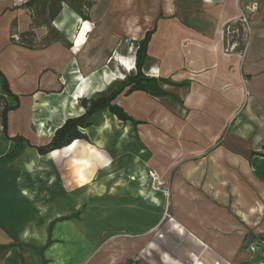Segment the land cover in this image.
<instances>
[{"label":"crops","instance_id":"obj_1","mask_svg":"<svg viewBox=\"0 0 264 264\" xmlns=\"http://www.w3.org/2000/svg\"><path fill=\"white\" fill-rule=\"evenodd\" d=\"M89 1L79 11L64 0L20 6L0 0V71L18 96V107L7 113V134L44 144L66 118L83 113L80 97L106 91L121 72L133 74L134 50L118 47V36L137 44L153 29L143 72L165 94L123 91L114 100L140 121L109 113L123 124L120 134L136 130L142 154L141 162L133 156L129 183L118 193L96 194L95 183H78L95 178L94 161H103L106 175L109 163L96 139L110 129L106 120L82 130L88 141L43 155L24 142L17 156L0 162V264L136 263L164 196L150 183V171L170 190L173 227L214 243L221 259L235 258L247 232L258 241L264 234V157L250 156L264 144V13L248 16L233 45L225 27L245 0H151L146 13L137 0L134 8L129 0ZM108 57L115 72L106 69ZM161 70L166 73L158 76ZM14 145L0 129V155ZM121 226L124 234L110 231ZM161 254L162 264H181Z\"/></svg>","mask_w":264,"mask_h":264},{"label":"rangeland","instance_id":"obj_2","mask_svg":"<svg viewBox=\"0 0 264 264\" xmlns=\"http://www.w3.org/2000/svg\"><path fill=\"white\" fill-rule=\"evenodd\" d=\"M12 2V0H10ZM30 0L29 2H31ZM49 1H57L58 0H49ZM60 1V0H59ZM69 2L74 8L80 11L81 5L89 4V0H64ZM119 0H106V5H112L114 2H118ZM139 1V5L142 6V11L144 13L150 11L151 9V0H137ZM258 1V9H260L261 13H264V0H257ZM28 2V3H29ZM27 3V4H28ZM118 4V3H116ZM127 4L130 8H134L136 2L135 0H129ZM244 5V2H242ZM120 44H124L125 49L131 51L134 50V53L137 49V44H133L132 41L127 36H118L117 46L119 47ZM111 58L108 57L106 59V69H111L112 71H116V66H114L113 62H110ZM134 65V63H133ZM132 71V70H131ZM143 71V68H142ZM133 73L135 70L133 69ZM122 78H115L114 81L110 83V85L106 86V94L109 91L117 86V84L124 80L125 76L129 75L128 72H121ZM144 73V72H143ZM1 101H0V110H1ZM106 111H108L106 109ZM104 111H97L91 117L93 126L90 128V131H93L95 125H97L100 121L106 120L110 129L106 130V133L103 135H99L96 139L101 141V152L104 155V160L109 163L108 167H106V175L104 174L103 168V161L95 162L94 161V171H95V178L94 179H87L83 182L78 180L79 184L85 183H95L100 188L99 190L96 189V194H102L106 192V189L111 188V192L118 193L119 188L125 186L126 183H129L127 176L132 168V159L133 156L138 155L139 160L142 157V154L139 153V147L141 140L139 137H136V130H131L127 135L120 134V130L124 129L123 124L118 122L115 118H113L109 112ZM106 117V118H105ZM98 119V120H97ZM135 125V124H134ZM106 140V145H102V141ZM89 143L92 145L95 144V140L92 138L91 133H89ZM148 149V148H147ZM141 162V160H140ZM92 166V165H91ZM102 169V170H101ZM86 170V169H85ZM89 171L91 168L89 167ZM122 172H126V178L123 179L120 176ZM150 173L156 175L154 172ZM112 175L114 177L112 180L110 179H103L105 176ZM150 175V174H149ZM157 176V175H156ZM152 185L156 188V191L159 195L164 194L162 198V204L160 205L159 216L157 218L156 224L150 232L144 235V243L141 249V255L137 254L140 257L139 261L136 263L133 261H129L128 264H162V252H167L171 257L175 258L176 261H180L181 264H194V261L189 257V254H193L205 264H264V245L262 244V240L258 241L257 235L253 234L252 232H247L245 235L241 246H240V254H238L235 258H223L221 259L218 254H216L213 246L214 243L205 244L195 239L194 236L185 232L184 228L183 231L179 232L177 228L173 227L175 219L172 216L171 212V193L169 188L166 186V182L162 179L161 181L164 182L163 185H157L156 182L153 181L151 175L149 176ZM158 177V176H157ZM166 194V195H165ZM129 209V206H127ZM143 221V219H141ZM147 220L144 218V223ZM178 224V222H176ZM149 225V224H148ZM125 227L121 226L120 228H110V231L116 234H124ZM133 232L132 230H128L127 233ZM257 239V240H256ZM260 239V238H259ZM203 243L202 244H200ZM150 243H154V246L151 248L154 250H148L150 247ZM145 252L148 253L149 257H145ZM156 255V256H155ZM151 256V257H150Z\"/></svg>","mask_w":264,"mask_h":264},{"label":"trees","instance_id":"obj_3","mask_svg":"<svg viewBox=\"0 0 264 264\" xmlns=\"http://www.w3.org/2000/svg\"><path fill=\"white\" fill-rule=\"evenodd\" d=\"M152 32L153 29L146 31L144 37L137 43L134 62L135 72L131 75L125 76L124 80L120 81L117 86L111 89L107 94L106 91H103L96 92L90 97H80L79 104L84 109L83 113L66 118L54 131L50 140L41 145L31 144L28 139L20 134H15L13 136L7 134V113L18 107V96L11 92L6 77L0 71V101L2 103L0 110V129L4 136L15 144L11 150L0 155V162L17 156L22 149L24 142L34 148L38 154L43 155L50 151L61 149L76 139L88 141L87 135L83 133L82 130L92 125L91 117L100 109H107L110 114L120 121H131L133 124L140 123V121H137L128 115L122 107L114 102V100L123 91H125V94H129L134 90H142L153 96L165 94V91L162 90L159 85L158 79L149 77L142 71L146 57L147 43ZM7 97H11L14 100V103H8ZM253 155L264 157V144L262 145L261 150L251 151L250 156ZM259 238L264 242V234L260 235Z\"/></svg>","mask_w":264,"mask_h":264},{"label":"built area","instance_id":"obj_4","mask_svg":"<svg viewBox=\"0 0 264 264\" xmlns=\"http://www.w3.org/2000/svg\"><path fill=\"white\" fill-rule=\"evenodd\" d=\"M30 0H12V4L15 6L25 5ZM208 1V0H205ZM258 9V1L257 0H245L244 5H240L239 7V15L237 18L233 19L231 22H229L226 27V33L231 34L234 38L233 45H236L238 43L239 34H242L243 26H247L248 24V16L253 14ZM233 24V26H231ZM236 25V26H235ZM152 179L156 184L163 185L164 182L161 181L156 175L150 173Z\"/></svg>","mask_w":264,"mask_h":264},{"label":"bare ground","instance_id":"obj_5","mask_svg":"<svg viewBox=\"0 0 264 264\" xmlns=\"http://www.w3.org/2000/svg\"><path fill=\"white\" fill-rule=\"evenodd\" d=\"M83 26H84V28L86 27V28H90V25H89V23L88 22H84V24H83ZM83 32L84 31H82L81 33H80V35H79V37L77 38V41H76V44H79L82 40H84V38H85V35L83 34ZM116 55V54H115ZM117 56V58H119L120 59V61L123 63V64H125L126 62H125V60H124V58H122V56L120 57V56H118V55H116ZM133 61V60H132ZM121 63V64H122ZM131 68H133V64H132V66H131ZM154 72V71H153ZM166 72L164 71V70H161V71H159V73H157L158 74V76H160V75H162V74H165ZM121 75V74H120ZM118 76V75H117ZM80 83V82H79ZM110 85V84H109ZM108 85V86H109ZM78 89V88H77ZM82 91V90H81ZM82 96V95H81ZM150 181H151V179H150ZM152 184V183H151ZM151 186V185H150ZM152 189L153 190H155V188H153L152 187ZM143 190V192L145 193V188H143L142 189ZM166 195V194H165ZM159 202V204H160V201H158ZM160 206V205H159Z\"/></svg>","mask_w":264,"mask_h":264},{"label":"water","instance_id":"obj_6","mask_svg":"<svg viewBox=\"0 0 264 264\" xmlns=\"http://www.w3.org/2000/svg\"><path fill=\"white\" fill-rule=\"evenodd\" d=\"M239 39L241 38V34L238 35Z\"/></svg>","mask_w":264,"mask_h":264}]
</instances>
